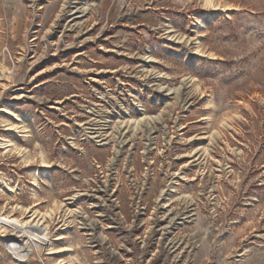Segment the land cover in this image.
<instances>
[{
    "label": "rangeland",
    "instance_id": "374dc122",
    "mask_svg": "<svg viewBox=\"0 0 264 264\" xmlns=\"http://www.w3.org/2000/svg\"><path fill=\"white\" fill-rule=\"evenodd\" d=\"M0 137L28 149L0 148V215L71 248L19 261L3 228L0 264H264V0H0Z\"/></svg>",
    "mask_w": 264,
    "mask_h": 264
},
{
    "label": "bare ground",
    "instance_id": "6f19581e",
    "mask_svg": "<svg viewBox=\"0 0 264 264\" xmlns=\"http://www.w3.org/2000/svg\"><path fill=\"white\" fill-rule=\"evenodd\" d=\"M207 1L209 3H212V0H207ZM83 2H85V1H83ZM72 3H75V2H72ZM214 5L216 7L218 6V4H214ZM71 7H72L71 20H70L69 24H67V25H68V29L70 28L71 30H75V28L81 27V25L83 23V20H84L82 18L85 16V14L87 12V6H86V4L83 3L82 5H77L76 4V5H72ZM215 9H217V8H215ZM71 21H76V22L71 23ZM66 22H68V21H66ZM148 59H150V57ZM152 117L143 114V116L138 121L145 120V119L152 118ZM7 125H8V129L9 130L16 131L17 133H19L18 134L19 136H21L20 133H25L22 136H25V137L28 136V134H26V132L28 131L26 129L27 127L25 128L24 125L17 124V123L16 124L15 123H8ZM13 147L15 148V151L18 152L19 154H22L25 150H28L25 147L22 148V147L16 145L15 142H13L11 139H4V138H1L0 137V148L5 149L6 152H8ZM44 166L46 168H50V166L47 165L46 163H45ZM2 181H3L4 184L5 183L7 184L5 178H2ZM36 212H38V211L35 210L34 213H36ZM34 213H32L29 216L30 217H33L32 215H34ZM34 216H36V215H34ZM35 226H36V224H34V227ZM7 228H11V231H12V233L5 234V237H7V245H8V248L11 251L14 252L15 257L19 261H24V259L28 255V252H30V249L28 248V245H30V244L36 246V245H38L40 243L41 244H45V243L46 244H49L50 243L49 244V246H50V248H49V254H51V255L52 254H62V255H64V254H67L68 251L71 250L70 247H54L52 245V242H50L51 239H49V235H48L49 232H48L47 229H41V228L33 229V226L32 227L27 226L26 223H23L21 221V219L7 217L6 215H0V230L3 229L2 231H6ZM25 238H28V239L25 240ZM58 239H61V238H58Z\"/></svg>",
    "mask_w": 264,
    "mask_h": 264
},
{
    "label": "built area",
    "instance_id": "2783aa9c",
    "mask_svg": "<svg viewBox=\"0 0 264 264\" xmlns=\"http://www.w3.org/2000/svg\"><path fill=\"white\" fill-rule=\"evenodd\" d=\"M145 172V171H144ZM149 171L147 170L145 173H148ZM130 173L132 174V177H134V175L137 173V171L135 170V168L131 167L130 169ZM115 174V176H114ZM116 174H118V170H110L109 173H107L104 177V180L101 182V185L99 186V189L101 191V198H100V204L102 205V210L100 213V226H101V235L103 236V240H105V235L103 232H109L111 231L112 233H115L116 235H118V231L120 229H123V226H126L127 223L124 224L125 220H126V216L128 215V212L124 211L123 209V205L125 204V202L123 201V199H121L120 194L122 192V185H120L119 189L117 190L116 188L114 189H110V182L106 181L108 177L112 178V179H116ZM151 174H153V171H151ZM111 179V180H112ZM150 185L148 186V189H150ZM136 204L137 205H141V210H138L137 208H133L131 210V217H135L137 216V213H139V216H143L146 214V202H145V198H141V199H137V200H133L131 201V205ZM113 207V208H112ZM167 207V205L164 207V209ZM169 211V210H168ZM167 211V212H168ZM182 213V212H181ZM196 213V211L194 212ZM164 214H168L165 213L164 211L162 212V215H160L158 217L159 222L163 221L164 218L166 216H164ZM197 216V215H195ZM182 215H180V218L182 219ZM193 217V216H192ZM198 217H195L194 219H197ZM187 218H184L182 220H185ZM157 221V220H156ZM155 221V222H156ZM124 224V225H123ZM157 224V223H156ZM169 226L168 225H164L163 223L161 224H157L153 226V228H156L158 230L161 231L162 236L164 237V240H166V235L168 234L169 230ZM172 227V226H170ZM89 233H93V231H95L94 227H90L89 229ZM28 238H25V240H27ZM50 239V237H49ZM138 237L135 235V240H137ZM167 241V240H166ZM51 242V241H50ZM50 244V243H49ZM49 244H38L36 246L30 244L28 245V248L30 249L31 247H45L48 246ZM168 241L166 242V248L168 249ZM31 246V247H30ZM173 247V246H172ZM31 251V249H30ZM130 251V250H129Z\"/></svg>",
    "mask_w": 264,
    "mask_h": 264
}]
</instances>
